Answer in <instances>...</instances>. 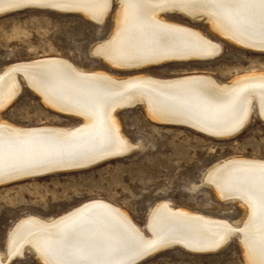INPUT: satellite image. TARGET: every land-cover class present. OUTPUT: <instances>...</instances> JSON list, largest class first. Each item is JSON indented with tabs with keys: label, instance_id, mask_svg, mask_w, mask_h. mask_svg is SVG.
Returning <instances> with one entry per match:
<instances>
[{
	"label": "bare ground",
	"instance_id": "bare-ground-1",
	"mask_svg": "<svg viewBox=\"0 0 264 264\" xmlns=\"http://www.w3.org/2000/svg\"><path fill=\"white\" fill-rule=\"evenodd\" d=\"M14 5L79 11L102 23L113 0H0V10ZM171 11L204 17L230 41L264 50V0H119L113 35L94 52L123 69L146 67L171 56L189 60L220 54L222 46L201 30L163 16ZM18 71L52 108L69 113L66 107L82 121L72 126L24 127L0 120V170L44 160L50 165L76 161L83 165L113 147L132 150L135 145L122 133L116 113L136 99L146 98L149 111L159 120L162 115L153 110L190 119L208 133L238 134L256 111L264 119V72L228 82L208 74L118 76L86 70L63 57H45L0 71V112L22 88ZM33 129L56 130L59 136H32ZM206 180L216 184L218 188L212 186L222 198L237 199L245 206L247 217L241 225L163 200L150 212L146 230L115 204L94 199L58 217L21 218L8 233L5 252L0 250V264L23 256L27 248L47 264H118L137 252L147 254L174 244L215 252L234 235L240 236L250 264H264V160L231 157L215 164Z\"/></svg>",
	"mask_w": 264,
	"mask_h": 264
},
{
	"label": "rangeland",
	"instance_id": "rangeland-1",
	"mask_svg": "<svg viewBox=\"0 0 264 264\" xmlns=\"http://www.w3.org/2000/svg\"><path fill=\"white\" fill-rule=\"evenodd\" d=\"M119 0L102 23L79 11L29 6L0 16V71L13 63L45 57H63L86 70L118 76L148 74L174 78L208 74L220 82L240 75L264 72V50L230 41L204 17L194 19L177 11L168 20L201 30L222 46L210 59L165 61L139 69L116 67L94 54L116 28ZM14 101L0 112V120L24 126H72L80 116L60 111L45 102L23 78ZM256 104V103H255ZM148 109V110H147ZM122 133L135 147L127 155L87 169L58 172L0 185V250L5 252L11 227L30 215L58 217L83 203L101 199L123 209L147 230L152 209L160 202L174 207L226 218L241 225L247 209L237 199H224L205 178L217 163L231 157L264 160V119L254 112L236 135L216 137L183 124L155 118L145 103L116 113ZM155 118V119H154ZM8 264H47L30 248ZM139 264H250L239 235L220 250L195 252L181 246L161 250Z\"/></svg>",
	"mask_w": 264,
	"mask_h": 264
},
{
	"label": "water",
	"instance_id": "water-1",
	"mask_svg": "<svg viewBox=\"0 0 264 264\" xmlns=\"http://www.w3.org/2000/svg\"><path fill=\"white\" fill-rule=\"evenodd\" d=\"M29 6L30 5H26V7H21L20 5L19 6H15V5L11 6L9 8L4 9V10H0V16L4 15V14L15 12V11H18V10L25 9V8H27ZM249 48H252V47H249ZM252 49H254V48H252ZM97 54L99 56L103 57V54H99V53H97ZM175 60H183V59H180L179 56H171L170 58L165 59V60L161 59V61H158V59H156L155 61H152V62H150V63H148L147 65H144V66L154 65V64L165 62V61H175ZM142 67L143 66L137 65L135 67L133 66V67H129V68H130V70H132V69H139V68H142ZM18 75H19V78H24L25 81L29 84L28 78L27 77L25 78L23 76L24 75L23 71H20L18 73ZM20 82H21V80H20ZM21 85H22V83H21ZM20 91H19V93H20ZM140 103H145L148 106V101L145 98L144 100H137L136 99V100L130 101V103L124 104L121 107V109H126V108H129V107H133V106H136L137 104H140ZM63 109L68 111L69 113H73L71 110H68L66 107H64ZM153 113H155L156 115H159V114L162 115V117L160 118L161 121H164V122H167V123L188 125V126L193 127V128H195V129H197L199 131H202L204 133H207L209 135L216 136V137L233 136L236 133V132H233L230 135L218 134V133H221L223 131H218L216 133H208V132L204 131L205 130L204 126L198 125L197 123H194V122L190 121V119H186L184 117L177 116V115L174 116L172 114H167V113L159 112V111H155V110H153ZM31 132H33L32 136H34V135L35 136H49L50 135V136H54V138L59 136L58 135L59 133H57L56 130L33 129V130H31ZM129 152H131V150L125 151V150H121V149L113 147V148H110V150H106V151L101 152L100 154L90 158L89 160H87L88 162H84L83 165L75 164V163H77L79 161L72 162V163L68 162V163H64V164L50 165V160H49V162L47 160H44V162L43 161L40 162V163L37 162L36 164H32V165H28V166L6 168L4 170H0V175L4 174L3 176H0V177H2V178H0V185L6 184V183L15 182V181H19V180H23V179H27V178H34V177H40V176H45V175H49V174H54V173H58V172H70V171H77V170L87 169V168H90V167L95 166L97 164H100L102 162H105L107 160L123 157V156L127 155ZM72 165H76V166H72ZM16 177H18V178H16ZM206 183H209V184H211L213 186L216 185L214 182H209V180H206ZM227 199H232V198H227ZM93 204H95V203H93ZM230 239H228L226 244L230 241ZM177 245L180 246L181 244H174V246H177ZM181 246L183 248L192 250V249H190V248H188V247H186L184 245H181ZM170 247L163 248V249H169ZM163 249L153 250L152 252H148L147 254H138V252H137L136 254L128 257V259H126V260H124L122 262H119L118 264H139V263L143 262L145 259L149 258L151 255H153V254H155V253H157V252H159V251H161ZM204 249L205 250H197V251H200V252H211V251H214V250H210V249L206 250V248H204ZM211 249H213V248H211Z\"/></svg>",
	"mask_w": 264,
	"mask_h": 264
}]
</instances>
